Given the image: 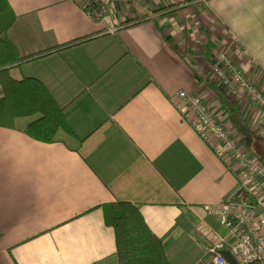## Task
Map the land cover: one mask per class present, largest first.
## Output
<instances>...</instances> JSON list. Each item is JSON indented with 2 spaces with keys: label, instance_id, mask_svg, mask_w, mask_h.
<instances>
[{
  "label": "crops",
  "instance_id": "obj_1",
  "mask_svg": "<svg viewBox=\"0 0 264 264\" xmlns=\"http://www.w3.org/2000/svg\"><path fill=\"white\" fill-rule=\"evenodd\" d=\"M81 1L7 0L23 59L10 76L38 81L63 126L51 143L29 136L41 115L0 127V264H118L103 216L116 202L139 206L169 264H206L205 249L229 238L206 210L234 198L243 175L183 121L175 94L199 96L235 137L216 57L226 53L263 93L264 69L243 71L240 46L203 0H97L99 21ZM236 103L264 144L261 112ZM262 144L249 151L264 158ZM253 192L249 201L263 200Z\"/></svg>",
  "mask_w": 264,
  "mask_h": 264
},
{
  "label": "built area",
  "instance_id": "obj_2",
  "mask_svg": "<svg viewBox=\"0 0 264 264\" xmlns=\"http://www.w3.org/2000/svg\"><path fill=\"white\" fill-rule=\"evenodd\" d=\"M92 18L101 20L103 11L93 14ZM212 74L232 100L241 103L247 98L261 112L260 124L264 126V95L226 53L217 55ZM3 96L0 87V100ZM173 106L219 161L246 177L239 179V192L234 198L206 210L207 215L229 232L227 241L219 240L205 249L206 264H229L222 255L226 246L237 264H264V165L243 146L241 140L228 133L199 96L179 91L175 94ZM249 183H253L252 188ZM254 186L262 191L263 200H248L247 195H253Z\"/></svg>",
  "mask_w": 264,
  "mask_h": 264
},
{
  "label": "trees",
  "instance_id": "obj_3",
  "mask_svg": "<svg viewBox=\"0 0 264 264\" xmlns=\"http://www.w3.org/2000/svg\"><path fill=\"white\" fill-rule=\"evenodd\" d=\"M80 4L91 17L103 11L97 0H82ZM15 19L7 0H0V87L4 95L0 100V127L13 128L18 118L41 115L47 121L33 128L29 136L39 142L51 143L63 126L62 110L38 81L29 78L16 81L10 76V70L23 61L8 38ZM218 96L243 146L253 151L255 143L262 144V140L255 137L226 93L220 92ZM256 158L264 165L260 156ZM103 216L105 224L113 230L118 264H169L162 241L146 226L139 206L128 202L111 203L105 206Z\"/></svg>",
  "mask_w": 264,
  "mask_h": 264
},
{
  "label": "clouds",
  "instance_id": "obj_4",
  "mask_svg": "<svg viewBox=\"0 0 264 264\" xmlns=\"http://www.w3.org/2000/svg\"><path fill=\"white\" fill-rule=\"evenodd\" d=\"M210 19L227 29L239 46L245 73L264 69V0H203Z\"/></svg>",
  "mask_w": 264,
  "mask_h": 264
},
{
  "label": "water",
  "instance_id": "obj_5",
  "mask_svg": "<svg viewBox=\"0 0 264 264\" xmlns=\"http://www.w3.org/2000/svg\"><path fill=\"white\" fill-rule=\"evenodd\" d=\"M223 257L228 261L229 264H237L236 260L228 253H223Z\"/></svg>",
  "mask_w": 264,
  "mask_h": 264
},
{
  "label": "rangeland",
  "instance_id": "obj_6",
  "mask_svg": "<svg viewBox=\"0 0 264 264\" xmlns=\"http://www.w3.org/2000/svg\"><path fill=\"white\" fill-rule=\"evenodd\" d=\"M216 79V78H215ZM249 81H251L250 79H249ZM257 88H259V87H257ZM222 92H224V91H222ZM260 92L264 95V93L261 91V89H260ZM228 96V95H227ZM229 98H231V99H233L232 97H230V96H228ZM233 102L234 103H236L234 100H233ZM241 103H249L248 102V99L246 98L245 100H243ZM236 104H238V103H236ZM262 128H263V130H264V126H262ZM236 138H237V135L235 136ZM239 138V137H238ZM261 144V143H260ZM263 146H264V144H262ZM261 159L264 161V158L261 156Z\"/></svg>",
  "mask_w": 264,
  "mask_h": 264
}]
</instances>
